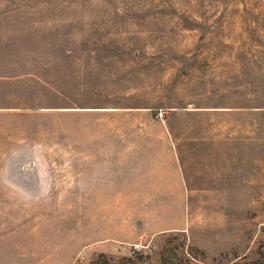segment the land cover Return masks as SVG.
Instances as JSON below:
<instances>
[{
  "label": "rangeland",
  "instance_id": "1",
  "mask_svg": "<svg viewBox=\"0 0 264 264\" xmlns=\"http://www.w3.org/2000/svg\"><path fill=\"white\" fill-rule=\"evenodd\" d=\"M1 14L18 35L0 38V264H264V0H1ZM148 114L189 164L229 160L223 191L79 190L103 176L89 159L119 171L120 129Z\"/></svg>",
  "mask_w": 264,
  "mask_h": 264
},
{
  "label": "crops",
  "instance_id": "2",
  "mask_svg": "<svg viewBox=\"0 0 264 264\" xmlns=\"http://www.w3.org/2000/svg\"><path fill=\"white\" fill-rule=\"evenodd\" d=\"M11 22L16 21L10 16L2 18L0 0V38L18 35L15 30L10 29ZM146 116L149 118L137 120L133 125H123L120 129L119 152L116 153H119L120 158L119 171L118 169L114 170V165L107 162L98 161L93 165V161L89 159L90 172L103 176L99 181L95 179L80 183V191H94L95 193L88 195L95 197L115 195L124 199H183L208 195L207 193H197L199 191L224 190V187L219 186L217 182H219L220 176L232 172L233 165L228 164L229 160H226L225 163L222 162L223 164L211 161L200 165L189 164L188 156L182 149H178L172 137L171 128L151 114ZM107 144L106 140L105 143L100 141L96 147L102 148ZM104 154H102L105 156L103 159L113 156L111 152ZM207 156L211 158L213 155L208 153ZM84 163L79 161V165ZM109 173H119V181L114 183L112 178L107 177ZM236 187L238 190L239 185ZM227 190H229V186H227ZM107 191L111 193L107 194ZM114 191L120 193L115 194ZM216 195H222V193ZM79 196H84V194L80 193ZM149 211L153 213L156 210ZM151 229L154 233L167 230L169 227L157 226L155 229Z\"/></svg>",
  "mask_w": 264,
  "mask_h": 264
}]
</instances>
